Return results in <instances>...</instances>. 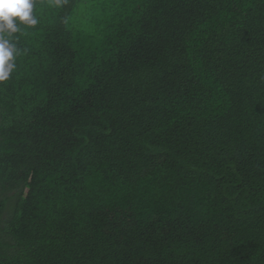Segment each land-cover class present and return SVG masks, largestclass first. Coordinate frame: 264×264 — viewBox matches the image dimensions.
Listing matches in <instances>:
<instances>
[{
	"label": "trees",
	"instance_id": "16d2710c",
	"mask_svg": "<svg viewBox=\"0 0 264 264\" xmlns=\"http://www.w3.org/2000/svg\"><path fill=\"white\" fill-rule=\"evenodd\" d=\"M62 1L10 38L0 264H264V0Z\"/></svg>",
	"mask_w": 264,
	"mask_h": 264
},
{
	"label": "clouds",
	"instance_id": "9594fccd",
	"mask_svg": "<svg viewBox=\"0 0 264 264\" xmlns=\"http://www.w3.org/2000/svg\"><path fill=\"white\" fill-rule=\"evenodd\" d=\"M87 1L89 0H63L62 5H79ZM51 4L54 5V2ZM33 8L34 0H0V82L8 80L16 67L15 55L18 50L10 38L20 32L22 27H34L38 24L37 17L33 15ZM32 182L27 176L25 182L9 191V194L14 199L27 198Z\"/></svg>",
	"mask_w": 264,
	"mask_h": 264
}]
</instances>
